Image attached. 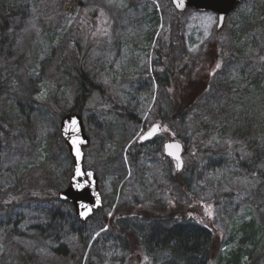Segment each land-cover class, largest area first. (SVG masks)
<instances>
[{"label": "rangeland", "instance_id": "1", "mask_svg": "<svg viewBox=\"0 0 264 264\" xmlns=\"http://www.w3.org/2000/svg\"><path fill=\"white\" fill-rule=\"evenodd\" d=\"M0 16V85L11 69L21 85L0 92V122L10 132L0 138V201L18 198L12 218H0V264H120L122 251L101 223L150 196L186 206L223 235L214 264H264V0L243 1L220 30L212 12L174 16L156 0H0ZM209 44L222 50L211 90L184 123L164 127L157 116L167 96L153 72L165 78L171 62L183 54L197 62ZM79 48L82 72L102 89L89 90L80 115L89 138L84 165L96 172L103 208L82 227L63 213L51 228L47 209L68 210L51 199L72 173L59 123L75 107ZM110 101L122 111L110 112ZM154 123L163 134L139 146ZM169 139L184 144L180 177L197 204L170 181L175 168L162 153ZM235 154L255 175L234 164ZM126 224L158 233L138 220Z\"/></svg>", "mask_w": 264, "mask_h": 264}, {"label": "trees", "instance_id": "2", "mask_svg": "<svg viewBox=\"0 0 264 264\" xmlns=\"http://www.w3.org/2000/svg\"><path fill=\"white\" fill-rule=\"evenodd\" d=\"M156 1L166 6L168 11L174 16L184 14L177 13L172 7L170 0ZM91 17V21L97 18L96 10L92 11ZM5 24L4 19L0 16V31L4 29ZM92 37L93 35L91 36V41ZM86 46L89 47L88 45ZM221 52L222 50H219V46L209 44L204 48L203 54L197 62L188 59L183 54L180 60L170 63L169 70L164 73L166 74L165 78L153 72V81H156L160 85L167 96V101L164 102L165 108L160 107L157 116L159 122L164 127L166 125L169 126L171 123H184L188 114L209 93L212 87L210 69H212L216 62L221 60ZM74 54H76L75 51ZM76 55L79 56L75 73L72 75V80L75 83V107L66 114L77 113L80 115L85 101L89 99V90L96 89L102 91V89L92 82L88 74L82 72L80 63L84 53L80 48ZM3 76L2 80H4V83L0 85V92L10 91L13 94L19 93L21 85L16 72L13 69L6 70ZM107 106L110 112L122 111L114 102L110 101ZM63 114L62 117L65 115ZM102 115H104V111ZM9 137L10 132L5 130L0 122V138L8 140ZM180 139L183 138L180 137ZM197 150L200 149L196 148L195 157L199 160L203 156V153H197ZM129 162L133 165L135 164L134 159ZM233 162L242 169L244 174L255 175V171L246 165L238 155L235 154L233 156ZM119 165H121V161ZM182 173L179 176H174L170 181L185 192L187 197L190 198L191 203L197 204V198L191 193L189 184H186L182 177H180ZM168 190L165 189L164 194H167ZM57 195L58 193L51 199V202L59 201ZM1 198L0 196V200ZM17 199V195H15L8 196L5 201H0V218H5L7 221L12 218ZM169 202H172V200ZM63 205H68V210L64 211L52 206L47 209L46 214L49 215V227L54 228L55 225L62 224L61 215L63 213L72 216L75 222L82 227L84 223H80L75 218L73 207L68 203H63ZM143 206L146 207L143 208ZM123 207L124 210L117 211L111 219L104 220L101 223L103 227L107 226L104 228H107V232L114 238L116 245L122 251L120 264H214L217 260L221 251L223 235L219 232V238L215 234L214 231L216 230L214 228L203 225L197 215L193 216V211H186V206H170L162 198L150 196V198H147L143 202H138L134 197L132 205H129L127 202ZM194 211L197 212L196 209ZM189 214L192 215L190 216ZM128 219L138 220L141 225L145 226L154 225L158 233L154 232L150 237L143 236L138 231L127 226ZM63 253H66V251H63ZM234 260L237 261V258L235 257ZM260 263L258 261V263L254 264Z\"/></svg>", "mask_w": 264, "mask_h": 264}, {"label": "water", "instance_id": "3", "mask_svg": "<svg viewBox=\"0 0 264 264\" xmlns=\"http://www.w3.org/2000/svg\"><path fill=\"white\" fill-rule=\"evenodd\" d=\"M176 12L182 13L188 8H193L199 12L210 11L217 15V30L223 26L225 18L234 10V8L244 0H170ZM183 3V7L179 5ZM220 17H223L221 20ZM73 121L76 123L74 124ZM60 134L68 149V154L72 159V174L67 187L58 193L60 202L69 203L74 209L76 219L84 223L88 221L96 211L103 207L102 197L98 189V178L96 173L84 166V148L89 144V138L85 133L82 117L77 113H68L60 120ZM156 128V132L148 137L147 133ZM162 128L159 124H153L145 133H143L138 141L141 144L152 141L156 136L161 135ZM172 145V147H168ZM179 145L177 149L175 146ZM165 157L175 162L177 172L183 168V144L177 140H167L162 145ZM77 149L79 155H77ZM171 153V154H170ZM178 157V158H177ZM177 164L180 167H177ZM79 169V173L77 172ZM90 174V175H89ZM86 205L87 208L82 207ZM91 209L87 216L81 213Z\"/></svg>", "mask_w": 264, "mask_h": 264}, {"label": "snow or ice", "instance_id": "4", "mask_svg": "<svg viewBox=\"0 0 264 264\" xmlns=\"http://www.w3.org/2000/svg\"><path fill=\"white\" fill-rule=\"evenodd\" d=\"M180 7H183L184 5H183V3H181L180 5H179ZM102 15H103V13H101ZM209 19L211 20V17H209ZM220 19L222 20L223 19V17H220ZM221 67V64L218 62V63H216V65H215V68L216 69H219ZM213 74H215L214 72H213ZM170 91H171V89H170ZM73 123L75 124L76 122L75 121H73ZM156 132V128H152L148 133H147V136H145V137H142V138H148V137H150V136H152L154 133ZM168 147H172V145H169ZM177 149L179 148V145H176L175 146ZM171 154V153H170ZM77 155H79V150L77 149ZM178 158V157H177ZM177 167L179 168L180 167V165L179 164H177ZM79 169H77V172L79 173ZM90 175V174H89ZM82 207H85V208H87V206L86 205H82ZM91 211V209H87V211H85V212H82L81 213V215L82 216H87L88 215V212H90Z\"/></svg>", "mask_w": 264, "mask_h": 264}]
</instances>
